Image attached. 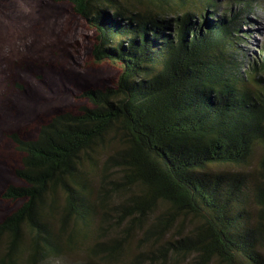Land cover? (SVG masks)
Here are the masks:
<instances>
[{"label":"trees","instance_id":"trees-1","mask_svg":"<svg viewBox=\"0 0 264 264\" xmlns=\"http://www.w3.org/2000/svg\"><path fill=\"white\" fill-rule=\"evenodd\" d=\"M51 1L72 5L95 32L93 60L120 71L34 139L11 135L23 185L2 197L22 202L0 221V264L25 255L40 264L85 245L98 202L120 192L123 230L89 247L94 255L121 258L142 230L163 261L264 264V48L238 57L248 0L236 12L218 0ZM186 218L190 232L164 240Z\"/></svg>","mask_w":264,"mask_h":264},{"label":"rangeland","instance_id":"rangeland-1","mask_svg":"<svg viewBox=\"0 0 264 264\" xmlns=\"http://www.w3.org/2000/svg\"><path fill=\"white\" fill-rule=\"evenodd\" d=\"M238 1L218 0L222 8L231 7L233 12L242 5ZM247 4L252 9L241 23L238 57L247 54L253 59L264 48V0H248ZM94 37V30L68 2L0 0V221L22 202L2 197L9 184L23 185L15 174L21 166L22 153L11 135L17 133L23 139H34L41 125L56 114L76 111L87 104L81 97L83 91L110 86L116 81L120 71L118 65L95 62L91 57ZM256 161L257 158L253 160L251 171ZM93 180L99 187V177L93 175ZM126 198V193L120 192L112 195L111 202L106 205L98 202L92 238L85 241V245L66 247L60 256L50 257L40 264H188L192 261L181 256H170L165 261L158 256L150 257L151 251L156 249L152 246L155 244L153 240L143 239L142 230L131 235L128 249L121 258L94 255L89 247L96 241L121 234L125 223L115 216L116 203ZM164 209V206L159 208L156 214ZM153 219L151 217L149 223ZM102 226L107 229L102 231ZM193 226L194 222L186 218L182 222L181 235L173 228L164 240L180 238ZM26 258L27 255L20 264H28Z\"/></svg>","mask_w":264,"mask_h":264}]
</instances>
